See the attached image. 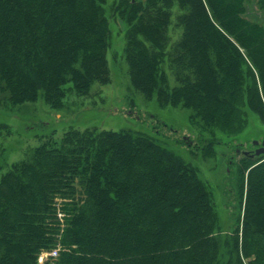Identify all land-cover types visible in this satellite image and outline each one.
<instances>
[{
  "label": "trees",
  "instance_id": "1",
  "mask_svg": "<svg viewBox=\"0 0 264 264\" xmlns=\"http://www.w3.org/2000/svg\"><path fill=\"white\" fill-rule=\"evenodd\" d=\"M250 2L0 0V103L41 94L57 110L68 91L109 83L118 17L131 87L189 110L213 153L215 133L238 134L247 111L264 122V22L247 17ZM254 3L264 17V0ZM249 157L242 222L226 235L198 171L153 137L67 131L0 177V264H264V156Z\"/></svg>",
  "mask_w": 264,
  "mask_h": 264
},
{
  "label": "rangeland",
  "instance_id": "2",
  "mask_svg": "<svg viewBox=\"0 0 264 264\" xmlns=\"http://www.w3.org/2000/svg\"><path fill=\"white\" fill-rule=\"evenodd\" d=\"M247 12L250 19L264 22L254 0L247 5ZM124 27L118 17L109 19L110 46L106 50L109 83L94 84L84 97L68 91L63 107L57 110L51 109L41 94L35 102L18 107L0 103V124L7 127L0 136V177L33 149L47 140H60L70 130L143 133L198 171L199 178L212 194L219 230L228 235L242 222L244 198L238 183L239 162L248 157L246 152L253 154L256 148L264 147V122L247 111L238 134L232 136L217 131L215 138L220 140L219 144L213 153L203 154L205 142L201 135L203 140L211 137L189 122V110L160 107L156 100H146L131 87L124 56ZM255 141L257 145L253 144ZM263 156L264 153L249 158L255 162Z\"/></svg>",
  "mask_w": 264,
  "mask_h": 264
},
{
  "label": "built area",
  "instance_id": "3",
  "mask_svg": "<svg viewBox=\"0 0 264 264\" xmlns=\"http://www.w3.org/2000/svg\"><path fill=\"white\" fill-rule=\"evenodd\" d=\"M44 255L45 254H42L41 256H40V258H39V262H41L45 257H44ZM51 256V257H56V255H57V251L56 250H53V251H51L50 253H47V256Z\"/></svg>",
  "mask_w": 264,
  "mask_h": 264
},
{
  "label": "water",
  "instance_id": "4",
  "mask_svg": "<svg viewBox=\"0 0 264 264\" xmlns=\"http://www.w3.org/2000/svg\"><path fill=\"white\" fill-rule=\"evenodd\" d=\"M253 144L254 145H257L258 144V142L257 141H255V142H253ZM264 144V143H263ZM261 153H264V148H262V149H259V150H257L256 152H255V154L256 155H259V154H261Z\"/></svg>",
  "mask_w": 264,
  "mask_h": 264
},
{
  "label": "flooded vegetation",
  "instance_id": "5",
  "mask_svg": "<svg viewBox=\"0 0 264 264\" xmlns=\"http://www.w3.org/2000/svg\"><path fill=\"white\" fill-rule=\"evenodd\" d=\"M255 150H257V149H255ZM255 150H254V151H255ZM246 153H247V155H249V156H251V155H252V153H250V152H249V153H248V152H246Z\"/></svg>",
  "mask_w": 264,
  "mask_h": 264
}]
</instances>
